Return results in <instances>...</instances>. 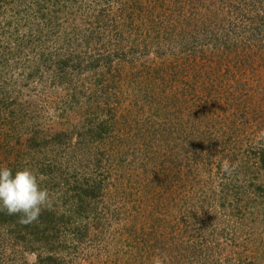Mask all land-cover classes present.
<instances>
[{"label": "rangeland", "instance_id": "374dc122", "mask_svg": "<svg viewBox=\"0 0 264 264\" xmlns=\"http://www.w3.org/2000/svg\"><path fill=\"white\" fill-rule=\"evenodd\" d=\"M134 1L142 6L141 13L144 10L145 14L151 15L161 34L166 32L172 37L182 29L188 31V35L196 36L200 43L191 45V48H196V54L190 52L186 62L182 61L183 65L176 63L179 55L168 54L157 58L154 54L150 55L149 61L157 67L171 61L176 66L170 69V77L165 83L155 80V84H159L158 89L167 92V109L171 117L164 118V102L160 105L155 103L154 109L149 111V107L142 106L143 100L152 97H133V104H129L124 114L129 122L126 121L121 134L112 133L113 139L109 140L113 141L100 147L103 158L97 170L86 167L84 160L76 161L82 150L93 153L97 148L93 145L89 149L79 145L81 151L73 156L74 161L71 154L63 155L60 148L53 150L49 146L46 149L52 160L54 156L63 157L79 177V173L89 177V173L95 172V178L101 180L110 177H106V172L112 168V162H108L106 157L120 155L113 162V165L120 162V183L103 193L89 219L79 221L80 229L88 224L87 237H83L82 243L76 242L69 247L70 252L65 255L63 264H157V261L159 264H239V259L264 264V224L261 221L264 191L257 189L258 186L264 188V174L257 172L253 156V152L264 146V43H258L264 39L252 40L253 47L242 51L241 58L232 60V52L226 57V53L222 56L216 50L225 49L220 43L217 46L215 41L208 44L204 41L214 29L204 23L202 17L208 9L212 12L220 9L228 11L231 15L228 18L229 27L232 30L243 29L256 22L255 14L264 15V4L254 7L252 13L251 4L237 6V0H224L226 6L221 3L222 0H189L188 5L187 0L181 4L179 15L176 8L179 2L174 0ZM30 4L33 3L25 0L16 9L7 6L0 11L3 16L0 28L3 26L5 31L2 36L0 33V54L3 48L9 47V53L0 55V92L10 96L17 87V81L22 84L20 78L25 74L22 70L30 57V48H24L19 54L16 52L15 39L10 34L11 30H15L23 39L21 43L24 46L29 42L24 35L35 34L37 25L32 18L29 19L33 13ZM201 6L207 9L203 7L201 12ZM129 9L127 13L133 11L142 17L141 13H137L138 8L132 10L130 6ZM109 10L107 7L106 12ZM197 13L198 20L194 15ZM112 16L110 12V19ZM186 16L189 26L183 20ZM66 18L71 20L69 15ZM58 22V27L62 29V16ZM7 23L12 25L9 30ZM234 33L232 31L230 36L227 32L231 38ZM167 45L162 49L166 53L176 51V48L170 49V45L168 49ZM238 49L241 51L242 46ZM164 76L166 78V73ZM37 89L45 88L38 86ZM22 90L25 92L21 98L28 94L24 88ZM29 91L34 92L33 89ZM39 98L32 94V98L27 95L22 100L26 104L31 103L26 106L28 110L38 111L47 120L44 129L54 126V133L81 125L82 110H76L77 107L75 112L67 113L69 116L63 122L59 121L65 98L62 89L50 88ZM136 100L142 108H137L139 106L134 104ZM82 105L81 108H84L85 104ZM16 107H19L18 104L12 106ZM163 132L167 134L166 138L162 136ZM191 138L200 140L197 150L188 146ZM162 141L169 145L165 146ZM86 157L89 158L87 163L93 164L91 155ZM4 162L0 153V167ZM159 164L155 173L162 180L170 176L166 180L170 182L164 184L153 180L149 183L150 173H143L142 170ZM143 165L146 167L141 169ZM226 170L239 176L246 173L245 179L241 178L246 185L234 188L239 179L235 176L233 184ZM111 171L112 176L118 174L114 173L115 168ZM109 180L114 183L112 177ZM171 181L170 189L165 190ZM224 187H228L227 195H223L221 200L214 198V193L224 190ZM234 191L243 192L237 214L227 209L229 204L234 203ZM14 236V232H6L0 227V264H36V253L26 252L20 243L14 242ZM196 247L193 256L190 251ZM208 247L214 249L210 251Z\"/></svg>", "mask_w": 264, "mask_h": 264}, {"label": "trees", "instance_id": "16d2710c", "mask_svg": "<svg viewBox=\"0 0 264 264\" xmlns=\"http://www.w3.org/2000/svg\"><path fill=\"white\" fill-rule=\"evenodd\" d=\"M24 1L0 0V11L7 6L16 9ZM28 1L33 3L30 4L33 15L31 14L29 19L32 18L35 21L34 25L37 26L34 35L33 32H30L29 37L24 35V39H29L26 46L21 43L23 39L19 38L18 33L11 30L10 37L15 39L16 52L19 54L24 48H30V57H28V61L26 60L22 70L25 73L20 78L22 84L17 81V87L12 91L11 96L8 95L9 93L0 92L2 97L0 99V153L5 161L2 167H8L13 173L25 167L34 172L40 187L48 190L50 204L42 209L38 220L31 224L20 223L19 214L9 215L5 211H0V227L6 232H14V242L20 243L26 252L36 253V264H63L65 255L70 252L69 247L76 242L82 243L83 237H87L88 224L83 225L80 229L81 222L79 221L89 219L93 211H96L98 201L103 193L108 188L116 187L120 183L122 176L120 162L113 165L114 159L120 155L113 154L106 157L108 162H112V168L106 172V177L110 176L114 180V183L111 184L110 177H103L102 180L96 179L93 174L95 172L89 173V177H83L82 173H79V177L75 170L68 167L63 157L61 159L54 156V160H52L46 149L49 146L53 150L60 148L63 155L71 154L74 161L73 156L78 155L81 151L79 145L88 149L93 145V147H97L93 153L88 154V150H82L83 153L76 161L79 163L80 160H84L86 167H94L97 170L101 166L100 162L103 158V153H101L103 150L100 147L113 141L109 140L113 139L112 133L121 134L126 123L129 122L124 118V114L129 104H133V97L134 99L138 95L140 98L152 97L143 100L144 105L142 106L149 107V111L154 109L155 103L160 105L164 102V118L167 120L171 117V114L168 115L167 109L169 105L168 97L165 95L167 92L158 89L159 84H155V80L157 83H165L166 79L170 77V69L173 66L176 68V66L171 61L157 67L149 61L150 55L154 54L156 58L168 54L179 55L176 63L183 65L182 61L186 62L190 52L196 54V48H191V45H197L200 42H197L196 36L188 35V31L185 32L182 29H179L178 33H175L176 35L172 34V37L168 36L166 32L161 34L151 15L145 14L144 10L141 13L142 6H139L140 3L134 0ZM174 1L175 3L179 2L176 8L177 13L181 15L180 6L187 0ZM188 3L189 0L187 5ZM221 3L226 6V1L224 3L222 0ZM236 3L237 6L251 4L253 13V8L262 6L264 0H237ZM130 6L132 10L135 7L138 8L137 13H141L142 17L133 11L127 13ZM74 7H78L76 9L79 10H75ZM107 7L110 8L109 12H106ZM203 7L207 9L206 6H201L199 11L202 12ZM81 8H83L82 11H80ZM16 12L19 16V12ZM110 12L113 13L111 19ZM21 14L22 12L20 16ZM67 15L71 17L70 21L66 18ZM194 15L197 18L199 14ZM61 16L64 22L62 29L58 27L60 23L58 20ZM230 16L228 11H221V9L220 11L214 10V12L208 9L206 13L202 14L204 23L214 29L209 32L210 37L206 35L204 41H207V44L210 41L212 43L215 41L214 44L217 46L220 43L225 49L217 48L216 50L222 56L226 53V57L232 52V60H237L241 58L242 51L253 47L252 40L264 39V15L255 14L256 22L251 24L257 27L249 25L247 28L237 30H232L233 28L229 27L228 18ZM2 17L0 14V18ZM177 19L180 20V18ZM183 20H186V26H189L188 17L186 16ZM257 21L261 24H258ZM6 25L8 30L11 29L10 23ZM178 27L181 28L182 24H178ZM3 31L2 26L0 28L1 36L3 33L5 34ZM232 31L235 32L233 38L230 37ZM258 43H264V40H259ZM165 44H169L172 50L176 48V51L166 53L165 50H162ZM169 45H167L168 49ZM238 46H242L241 51ZM1 51L0 55H5L9 53V47H5ZM38 86L45 89L38 90ZM22 88L28 92L22 96L23 99L27 95L32 98V94L40 99L39 97L47 93L50 88L62 89L65 92V98L61 106L62 114L58 116L59 121L63 122L69 116L68 112H75L79 109L82 110L80 115L83 116L81 125H77V127L75 125L73 128L61 132L55 131V134L53 133L54 126L48 127L47 130L44 129L47 120L40 116L38 111L35 110L34 113L33 110H28L26 106L31 103L23 102L21 95L25 91ZM29 89H33L34 92H30ZM15 104H18L19 107L12 108ZM82 104H85L84 108H81ZM134 104L139 106L138 100ZM75 107H77L76 110ZM58 109L60 111V108ZM142 110L144 112V109ZM163 135L166 138L167 134L163 132ZM163 144L169 145L167 142H163ZM188 146L192 150H197L200 140L191 138L188 141ZM253 153L257 162V172L264 174V146ZM87 155H91L93 164L87 163L89 159L86 157ZM229 159L231 161V157ZM158 166L160 164L150 169L144 168L145 165L141 168H144L143 173H150L149 183L153 180V182H163L164 184L170 182H166L170 176L164 175L166 179L162 180L155 173ZM114 168L116 170L114 173L118 174L112 176L111 170ZM227 172H229V177H232L233 184L236 180L235 176L239 179V182L234 184V188H242L241 185H246L245 180L241 179H245L246 173L240 177L234 171L228 170ZM171 185L172 181L165 186V190H169ZM224 188V190L221 189L218 193H214L213 197L221 200L222 196L227 195L229 191L228 187ZM258 188L260 192L264 191V188L260 186ZM241 193L243 192L234 191V203L227 206L228 210L236 214L240 210L238 205L242 203ZM261 219L264 224V214ZM208 248L210 251L214 249V247ZM194 250L196 251L197 247L190 251L193 256ZM238 261L239 264H253L247 260L239 259Z\"/></svg>", "mask_w": 264, "mask_h": 264}, {"label": "clouds", "instance_id": "9594fccd", "mask_svg": "<svg viewBox=\"0 0 264 264\" xmlns=\"http://www.w3.org/2000/svg\"><path fill=\"white\" fill-rule=\"evenodd\" d=\"M49 204L48 190L40 187L31 169L25 167L13 173L6 166L0 167V211L9 215L19 214L20 223L31 224L38 220L42 209Z\"/></svg>", "mask_w": 264, "mask_h": 264}]
</instances>
